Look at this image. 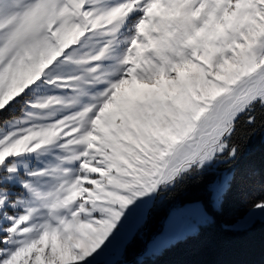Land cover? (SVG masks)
<instances>
[{
	"label": "snow or ice",
	"instance_id": "obj_1",
	"mask_svg": "<svg viewBox=\"0 0 264 264\" xmlns=\"http://www.w3.org/2000/svg\"><path fill=\"white\" fill-rule=\"evenodd\" d=\"M0 264H264V0H0Z\"/></svg>",
	"mask_w": 264,
	"mask_h": 264
},
{
	"label": "trees",
	"instance_id": "obj_2",
	"mask_svg": "<svg viewBox=\"0 0 264 264\" xmlns=\"http://www.w3.org/2000/svg\"><path fill=\"white\" fill-rule=\"evenodd\" d=\"M243 209L241 206H236L233 210V214H239ZM202 259H207V260H219V259H226V257H221V256H208V257H202Z\"/></svg>",
	"mask_w": 264,
	"mask_h": 264
}]
</instances>
